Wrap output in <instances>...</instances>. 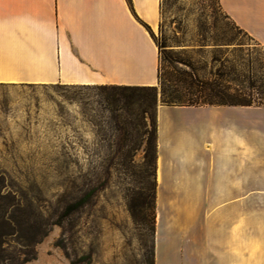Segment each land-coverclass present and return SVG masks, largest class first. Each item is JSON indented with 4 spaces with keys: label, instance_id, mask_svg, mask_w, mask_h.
Masks as SVG:
<instances>
[{
    "label": "crops",
    "instance_id": "obj_1",
    "mask_svg": "<svg viewBox=\"0 0 264 264\" xmlns=\"http://www.w3.org/2000/svg\"><path fill=\"white\" fill-rule=\"evenodd\" d=\"M218 3L264 45V0ZM160 18L161 0H0V84L156 85ZM155 117L154 264H264V105Z\"/></svg>",
    "mask_w": 264,
    "mask_h": 264
},
{
    "label": "rangeland",
    "instance_id": "obj_2",
    "mask_svg": "<svg viewBox=\"0 0 264 264\" xmlns=\"http://www.w3.org/2000/svg\"><path fill=\"white\" fill-rule=\"evenodd\" d=\"M151 36L168 85L191 67L201 79L219 72L230 93L241 88L264 105V45L235 27L218 0H161ZM99 93L61 83L0 84V205H31L52 221L64 203L94 189L62 226L51 225L35 257L22 264H85L83 255L89 264H154L156 199L154 216L147 208L154 164L144 150L155 107L149 115L137 102L116 110L119 131L97 103ZM262 196H255V214L264 208ZM17 248L10 242L11 253Z\"/></svg>",
    "mask_w": 264,
    "mask_h": 264
},
{
    "label": "trees",
    "instance_id": "obj_3",
    "mask_svg": "<svg viewBox=\"0 0 264 264\" xmlns=\"http://www.w3.org/2000/svg\"><path fill=\"white\" fill-rule=\"evenodd\" d=\"M127 2L130 3V0H127ZM222 75V73L217 72L211 78L201 79L191 67L189 71H177L174 82L170 86L168 85L169 80L161 74L158 67L157 84L152 86L72 84L98 89L100 93L98 94L97 103L112 113L110 116L111 122H109L110 126L119 131L123 126L118 121V116L113 114L116 110L129 108L133 103L137 102L142 113L149 115L150 109L154 105L153 134L147 138V146L144 150L146 163L152 162L154 164L153 200L147 207L152 210L153 216L156 189L155 112L158 88L161 103L167 105H261L255 103L250 94H244L241 88H235L233 89L234 92L230 93L229 89L231 87L228 81L225 83L222 81ZM93 192L94 189H89L73 201L64 203L60 207L59 212L55 213V219L52 221L45 219L43 214L31 205H13L14 203H11L12 205H0V264H22L34 258L36 255L35 244L47 235L51 225L62 226L63 220L83 206ZM10 242L15 243L18 247L13 253L8 250ZM59 242H61V239H59ZM78 260L85 264L90 263L88 255H83ZM70 264H75V261L71 260Z\"/></svg>",
    "mask_w": 264,
    "mask_h": 264
}]
</instances>
